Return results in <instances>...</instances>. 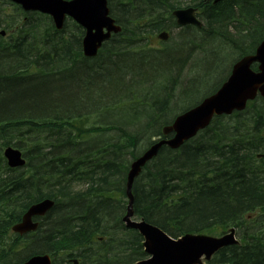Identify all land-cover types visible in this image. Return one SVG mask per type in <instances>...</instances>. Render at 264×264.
<instances>
[{"label": "trees", "instance_id": "trees-1", "mask_svg": "<svg viewBox=\"0 0 264 264\" xmlns=\"http://www.w3.org/2000/svg\"><path fill=\"white\" fill-rule=\"evenodd\" d=\"M110 6L124 29V42L108 40L92 59L81 54L79 26L70 24L66 36V29L55 30L49 17L36 13H23L16 20L11 41L0 39V174L6 166L5 146L20 148L27 163L33 158L29 151L43 156L41 163L32 161L20 171L7 167L17 173L11 181L12 176L0 175L4 185L10 182L0 192V264H20L37 253L58 260V252L64 264H72L70 257H80L78 264H133L143 258L141 236L121 220L126 174L130 159L138 155V143L190 104L183 101L190 90H205L197 69L207 55L214 64L204 76L223 72L212 92L225 79L226 69L264 36V0H223L215 5L202 0L199 5L195 0H110ZM186 6H199L200 28L180 29L172 49L163 53L154 48L135 51L155 30L164 29L172 10ZM2 16L4 26L12 29L11 16ZM227 27L239 38L225 33ZM197 39L203 46L197 47ZM225 55L232 59L226 69L219 67ZM186 56L192 58V78L182 92L175 97L167 80L148 89L157 80L151 73L169 80L166 71L178 69ZM176 76H170L174 82ZM194 82L196 88L191 87ZM117 100L123 110L111 113V103ZM105 117L110 119L107 125ZM110 131L117 132L114 139H94ZM154 136L166 138L161 132ZM262 149L264 101L259 98L243 113L216 118L180 149L162 147L134 181L135 216L173 237L240 225L241 243L220 249L213 262L264 264V160L257 165L255 158ZM47 197L56 200L57 208L49 210L37 233L13 234L11 226L28 206ZM58 209L61 218L53 212Z\"/></svg>", "mask_w": 264, "mask_h": 264}, {"label": "water", "instance_id": "water-1", "mask_svg": "<svg viewBox=\"0 0 264 264\" xmlns=\"http://www.w3.org/2000/svg\"><path fill=\"white\" fill-rule=\"evenodd\" d=\"M22 5L26 10H39L53 16L58 28L62 27L65 14L73 17L85 27L86 32L82 40L84 54L93 56L110 32H117L120 27L114 25V20L108 16L107 0H13ZM178 23H194L199 25L194 16L188 12L177 13ZM104 29L107 30L104 33ZM159 37L165 38L162 33ZM253 62H259L258 71L250 69ZM257 92L264 97V40L256 48L254 55H246L234 64L227 81L212 95L205 98L199 105L179 115L171 126L163 128V133L175 131V134L165 140L153 143L132 164L127 175L125 186L128 197L127 213L123 220L127 226L137 228L144 236L145 249L152 255L149 259L141 260L135 264H196L201 263L200 257L211 254L231 240V235L213 238L205 235H185L175 241L144 221L140 223L130 221L132 216V183L141 171V168L154 156L162 145L177 148L185 140L193 137L199 129L206 127L213 115L230 114L234 110L244 109L246 102L253 99ZM7 162L14 166H22L24 159L19 150L7 147L4 150ZM52 207L48 199L31 205L23 214L22 220L13 225L12 230L25 233L36 229L37 222L32 221L35 215H43ZM23 264H50L48 255H35Z\"/></svg>", "mask_w": 264, "mask_h": 264}, {"label": "rangeland", "instance_id": "rangeland-1", "mask_svg": "<svg viewBox=\"0 0 264 264\" xmlns=\"http://www.w3.org/2000/svg\"><path fill=\"white\" fill-rule=\"evenodd\" d=\"M114 2H116V1H114ZM225 33H227L228 35H230L231 37H233V38H239L236 34H237V32L235 31V29L234 28H226L225 29V31H224ZM177 33H179V31L178 32H171V36H172V38L170 39V40H168V41H164V42H162L159 38V40L156 38V36L154 35L152 38H151V36H150V40H148V45H149V47H151V48H154V49H157V50H160L161 52L160 53H163L164 52V50H166V49H169V48H172V45L174 44V42H175V39H176V35H177ZM244 33H246V32H244ZM198 40V43H197V47L198 46H203V43L200 41V39H197ZM156 41L158 42V43H156ZM247 47H248V45H246ZM199 48V47H198ZM98 57V56H97ZM225 57V63H223L222 65H220L219 67H223L224 69H226L225 68V65H227V64H229L230 63V61H231V59L229 58V56H227V55H225L224 56ZM162 58V57H161ZM164 58H166V56L164 57ZM164 58L162 59V62H164ZM192 58H191V56H186V58H185V60L181 63L180 62V66L178 67V69H174V67L171 69V71H166V73H168L169 74V80L168 79H164V78H161L162 77V75L161 76H156L157 74L156 73H151V79L152 78H156L157 80H154V81H151L150 83H152V84H148L149 86H148V89H150L152 86H157V84L159 83V82H163V81H165V80H167V81H170V82H172V84H173V87H172V89H173V94L175 95V97H176V94H178V93H180V91L182 90V85H184L187 81V79H191L192 77V74H191V72H192V70L191 69H189V68H191V66H189V63L191 62L190 60H191ZM212 63H213V57L212 56H210V55H207L206 56V58H205V61H203V62H201L200 63V65H199V69H197L198 70V72H199V76L200 77H202V79H200L201 81H199L198 80V82H199V85H200V87L202 88V89H205V90H202V92L200 91V90H196V89H192V90H190V93H189V96H188V98H186L185 100H183L184 102H185V104H187L188 102H190V104H188L187 106H185L184 108H180V109H178L176 112H174L171 116H170V118H171V120L174 118V116L175 115H177L178 113H180L181 111H183L184 109H186L189 105H191L192 103H195L196 101H199L200 99H202L203 98V96L205 95V93L206 92H208L211 88H212V84L214 83V82H216V81H218V80H220L221 78H222V74H223V72L221 73V71L222 70H218V71H216L217 73L215 74V75H212V77H210L208 74H207V76H204V75H206L205 73H207V69L208 68H210V66L212 65ZM214 64V63H213ZM173 65H175V64H173ZM177 68V67H176ZM230 68H231V65L226 69L227 71H226V75H225V78L227 77V75H228V73H229V71H230ZM153 74H156V75H153ZM191 74V75H190ZM225 74V73H224ZM177 75V76H176ZM170 76H176V81L174 82V78H173V80H172V77H170ZM216 80V81H215ZM198 82H194V83H192L191 84V87L192 88H196V86L198 85ZM194 85V86H193ZM169 88H170V86H169ZM184 90V89H183ZM182 90V91H183ZM181 91V92H182ZM109 91H107L105 94H107ZM132 94L133 95H136V98H138V97H140V95H138V94H136V93H134V92H132ZM131 94V95H132ZM107 96V95H106ZM104 98V97H103ZM142 98V97H141ZM105 99V98H104ZM133 99H134V97L132 96L131 98H129V102L130 103H132L133 102ZM104 101H108V100H104ZM119 102H120V100H117V101H115V102H112L111 103V106L112 105H114V104H117V105H115V106H112V108H110L109 110L111 111V113H118V112H120L121 110H123V109H121V107L119 108L118 107V104H119ZM124 106H126V105H124ZM168 106H171V105H169V103H168ZM98 111V110H97ZM129 112H131V111H129ZM127 113V112H126ZM125 113V114H126ZM115 116H118V115H115ZM119 120V117H115L114 118V120ZM135 118H133L132 117V119L130 120V121H132V122H134L135 120H134ZM228 118L226 117L225 118V120H227ZM109 120L110 119H106V118H104V122H105V124L107 125V124H109L110 122H109ZM129 120V119H128ZM128 120H125L124 121V123L125 122H127ZM104 124V125H105ZM151 129V128H150ZM152 131V133L151 134H148V135H146V139H142V140H140L141 142L140 143H138V145H137V149H135V153L136 154H139L140 152H142L145 148H146V146L150 143V142H152V140H154V139H156L157 137L156 136H154V134H155V132H154V129L153 130H151ZM115 133V134H114ZM113 134V135H112ZM116 134H117V132H114V131H110V132H104V133H98V134H96L95 135V137H94V139H97V140H109V139H114V136H116ZM145 140H147L146 142H145ZM148 143V144H147ZM185 143V142H184ZM184 143H182V145L184 144ZM147 144V145H146ZM132 159V158H131ZM130 159V160H131ZM50 185V184H49ZM47 199H49V200H51V201H54V199L53 198H50V197H47ZM42 200V199H41ZM41 200H38V201H41ZM123 200H125L126 201V198H124ZM38 201H36V202H38ZM36 202H33V203H36ZM32 203V204H33ZM32 204H30L29 206H31ZM28 206V207H29ZM244 229V228H243ZM60 261V260H59ZM62 262H64L63 261V259L61 258V263ZM202 264H208V261H205V260H202Z\"/></svg>", "mask_w": 264, "mask_h": 264}, {"label": "bare ground", "instance_id": "bare-ground-1", "mask_svg": "<svg viewBox=\"0 0 264 264\" xmlns=\"http://www.w3.org/2000/svg\"><path fill=\"white\" fill-rule=\"evenodd\" d=\"M182 1V0H181ZM195 2L197 3V5H199V3L201 2V0L200 1H198V0H195ZM202 2L204 3V4H206V3H208V2H206V1H204V0H202ZM213 5H215V4H213ZM179 12H188V15H191V16H194L197 20H198V23H199V25H200V27L203 25V19L200 17V11H199V6H196V7H194V6H186V7H184V8H180V9H174V10H172L171 12H170V16H169V19H168V23L166 24V22H165V27H164V29H162V31H164L163 33L165 34V38H162V37H158L162 42H164V41H168V40H170L171 38H172V36H171V32L173 33V32H178V31H180V29H182V28H184V27H186V26H194V25H192V24H190V23H185V24H179L178 23V15H177V13H179ZM4 21V18H3V16H2V13H0V27L1 26H4V23H3V21ZM5 22H7L6 20H5ZM9 22V21H8ZM135 23V22H134ZM11 25V24H10ZM121 26V25H120ZM132 26V25H131ZM122 27V26H121ZM133 27V26H132ZM196 27V26H195ZM200 27H198V28H200ZM161 31V32H162ZM178 34V33H177ZM179 36V35H178ZM188 38H189V36H187ZM191 38V37H190ZM110 40V39H109ZM108 41H106L105 43H107ZM102 47V46H101ZM149 49H152L151 47H149V45H148V39H146V40H144V41H141L139 44H138V47L135 49V51H137V52H142V53H145V52H147ZM172 48H170V50H171ZM179 49V48H178ZM181 50V49H180ZM2 52V51H1ZM158 52V51H157ZM3 55V54H2ZM230 56V55H229ZM234 56V55H233ZM3 57V56H2ZM244 57V55H242L241 57H239L238 59H234L233 61V63H232V65L233 64H235V63H237L238 61H240L242 58ZM231 58H232V56H231ZM4 60H6V59H4ZM232 60V59H231ZM232 62V61H231ZM252 64V63H251ZM13 65V64H12ZM126 65H127V63H126ZM231 65V66H232ZM126 67V66H125ZM117 68V67H116ZM128 68V67H127ZM105 71V70H104ZM227 71V70H226ZM226 73V72H225ZM103 74V73H102ZM99 76H100V73H99ZM228 76V75H227ZM226 79V78H225ZM225 79H223V81L221 82V83H223L224 81H225ZM219 82V81H218ZM162 89V88H161ZM212 89V88H211ZM152 95V94H151ZM148 96V95H147ZM157 96H158V94H157ZM152 97V96H151ZM102 107V106H101ZM100 110H102V109H99V111ZM106 110V109H105ZM174 110V109H173ZM96 111V110H95ZM97 112V111H96ZM97 113H99V112H97ZM96 113V114H97ZM101 113V112H100ZM106 114V113H105ZM109 114V113H108ZM125 114V113H124ZM100 116V114L99 115H97V117H99ZM104 116V115H103ZM108 116V115H107ZM106 118V117H105ZM96 119V118H95ZM92 120V119H91ZM98 120V119H97ZM103 122V121H102ZM100 123V122H99ZM91 124V123H90ZM89 124V125H90ZM119 124V123H118ZM117 124V125H118ZM96 125H97V123H96ZM101 126L102 125H104V124H100ZM115 131H117V130H115ZM127 131V130H126ZM37 133V132H36ZM227 133V132H226ZM115 134V133H114ZM113 135V134H112ZM19 136H20V134H19ZM223 136H226V134H223L222 135V139H223V141H226V143H227V141H228V139L226 138V137H223ZM208 138V137H207ZM227 140H226V139ZM232 138V137H231ZM163 139H166V138H162V137H160V138H158L156 141H160V140H163ZM230 139V138H229ZM63 141V140H62ZM105 141V140H104ZM230 141V140H229ZM74 143V142H73ZM184 143V142H183ZM203 145V144H202ZM18 146V145H17ZM68 146H69V144H68ZM181 146H182V143L179 145V147H177V148H170V147H168L169 149H171V150H178V149H180L181 148ZM6 147V146H5ZM12 147H14V148H16V149H18L19 151H20V153H21V156H22V158L24 159V165L23 166H21V167H19V166H14V165H11V164H9L7 161H6V166H4L3 167V169H2V171H1V177L2 176H4V175H9V176H12L11 177V179H10V181L11 180H13V179H15L16 178V176H17V173L16 172H10V170L8 169V168H10V169H17V170H15V171H20L21 169L20 168H23L26 164L28 165V163H30L31 165L33 164L32 163V161L33 162H37L38 164L39 163H41V158L43 157L41 154H39L37 151H29L28 153L29 154H31L32 156H33V158H32V160L30 161V162H28L27 163V156L25 155V152H23L20 148H17V147H15V146H12ZM165 147V146H164ZM207 147H209V145L207 146ZM206 147V148H207ZM210 148H212V147H210ZM209 148V149H210ZM42 149V148H41ZM45 149V148H44ZM36 150H39V149H36ZM68 150V149H67ZM146 150V149H145ZM144 150V151H145ZM161 150V149H160ZM144 151H142V152H144ZM141 152V153H142ZM46 153V152H45ZM158 154V153H157ZM191 154V153H190ZM52 156V155H51ZM140 156V154H138V155H136L133 159H131V161L129 162V168H128V171H127V174H126V180H125V184H126V182H127V175H128V172H129V170H130V168H131V164L138 158ZM46 157H48V156H46ZM50 157V156H49ZM53 161V160H52ZM4 162V161H3ZM62 162V161H61ZM5 163V162H4ZM0 164H1V162H0ZM3 164V163H2ZM26 165V166H27ZM29 166V165H28ZM95 166V165H94ZM8 167V168H7ZM62 167V166H61ZM183 167V166H182ZM34 169V168H33ZM188 174V173H187ZM5 176V177H6ZM8 176V177H9ZM190 176V175H189ZM7 177V178H8ZM193 178H195L194 177V175L192 176ZM44 179V178H43ZM136 179V178H135ZM135 179L133 180V183H132V185L135 183L134 181H135ZM76 181V180H75ZM8 185H10V182L8 183ZM8 185H4V182L3 181H1V178H0V192H2V190L3 189H6L7 188V186ZM83 185V184H82ZM74 188V187H73ZM73 192V191H72ZM132 193V205H133V202H134V195H133V192H131ZM2 194H5V193H2ZM49 200V199H48ZM49 201H51V200H49ZM55 201L56 200H54V201H51L52 202V207H55ZM79 201V200H78ZM123 201H125V200H123ZM38 202H40V201H38ZM38 202H36V203H38ZM126 202V201H125ZM36 203H33V204H36ZM32 204V205H33ZM58 206V205H57ZM86 206V205H85ZM124 206V205H123ZM30 207V206H29ZM28 207V208H29ZM59 208H61V201H60V206H58ZM66 207V206H65ZM55 208H57V207H55ZM63 208V207H62ZM55 214H57V216H59L60 218H61V210H57V212H55V211H53ZM251 217H247V219H250ZM41 222H42V220H41ZM43 223V222H42ZM41 224V223H40ZM49 225V224H48ZM40 227V226H39ZM47 228V227H46ZM47 229H49V227L47 228ZM53 229V228H52ZM11 230V229H10ZM53 231H55L54 229H53ZM56 232V231H55ZM35 233V232H34ZM37 233V232H36ZM12 234V233H11ZM25 237V236H24ZM22 239V238H21ZM30 242H32V241H29V244H30ZM33 243V242H32ZM28 244V243H27ZM21 246V245H20ZM61 250V249H60ZM65 253H66V251H64ZM75 252L76 251H73V254H72V256L74 255V256H76V254H75ZM59 253V259L58 260H56V261H58V264H61V261H59V260H61V253L60 252H58ZM57 253V254H58ZM63 255V254H62ZM52 256V255H51ZM67 256V255H66ZM53 257V256H52ZM58 257V256H57ZM63 257H65V256H63ZM69 257V256H68ZM55 258H56V256H55ZM77 259H80V257L79 258H77ZM76 258H74V257H70L69 259H68V261L69 262H71L72 264H78V260H77ZM80 262V261H79ZM62 264H64L63 262H62Z\"/></svg>", "mask_w": 264, "mask_h": 264}, {"label": "flooded vegetation", "instance_id": "flooded-vegetation-1", "mask_svg": "<svg viewBox=\"0 0 264 264\" xmlns=\"http://www.w3.org/2000/svg\"><path fill=\"white\" fill-rule=\"evenodd\" d=\"M1 2V1H0ZM159 40V39H158Z\"/></svg>", "mask_w": 264, "mask_h": 264}]
</instances>
